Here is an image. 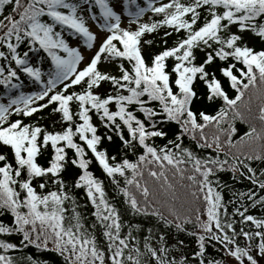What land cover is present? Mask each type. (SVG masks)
Returning <instances> with one entry per match:
<instances>
[{"label":"snow or ice","instance_id":"snow-or-ice-1","mask_svg":"<svg viewBox=\"0 0 264 264\" xmlns=\"http://www.w3.org/2000/svg\"><path fill=\"white\" fill-rule=\"evenodd\" d=\"M146 2L0 0V264H264V0Z\"/></svg>","mask_w":264,"mask_h":264},{"label":"trees","instance_id":"trees-1","mask_svg":"<svg viewBox=\"0 0 264 264\" xmlns=\"http://www.w3.org/2000/svg\"><path fill=\"white\" fill-rule=\"evenodd\" d=\"M137 3L140 4L142 7H147V2L146 0H137ZM131 11H136V6L132 5L131 6ZM96 14H99V10L96 9ZM151 18V13H147L146 16L144 17L145 20H148ZM171 43V41H170ZM253 46H255L257 48V50L260 49V45L255 43V41L252 42ZM156 51H159V48L154 49ZM43 70L45 72H47L48 70V66L47 64H45L43 66ZM38 86H33L31 89H25V91H35L37 90ZM58 87H60L58 85ZM105 87H108L107 85H105ZM197 91L199 93H203L204 90V85L202 84V82H198L196 85ZM227 88V85H226ZM77 90H79V86H77ZM228 92L230 96H234V91L231 90L230 88H228ZM6 95V90L3 89L2 86H0V102H3V98ZM197 107L200 108L201 110H203L205 108L204 104H197ZM216 109H212L210 108L209 111L213 112ZM16 117H13V119H15ZM30 120L28 118H25V123H29ZM93 123L97 126L98 128V134L99 135H104L105 134V129L103 128V126L100 124V121L98 119L97 116L93 115ZM40 124L47 128L49 131H58L60 130V126L57 125L55 128H53L52 122L50 120H42L40 121ZM171 127L174 126H165V130L169 131V129ZM237 128H238V134L235 137V139H238L240 135H243V133L245 131L248 130V126L246 124L240 123L239 121H237ZM78 141V138H77ZM79 142V141H78ZM165 141H157L158 144L164 143ZM185 143L188 144L189 141L187 139H185ZM101 148H107L110 154H116L115 151V147L111 144H109L106 140L102 142V144L100 145ZM69 151V155H72V151ZM120 155H123V153L121 152ZM91 156V154L89 153V157ZM132 159H135V156H131ZM49 159V156L47 154H45V156L43 158H39L38 157V162L41 163L42 165L46 164L47 160ZM89 171H91L94 176H96L98 179L102 180L104 183V187H105V191L107 193V196L110 200V202L117 204V206L119 207V201H120V197L117 196L115 190H114V186L110 183V179L108 177H106V175L102 172V170L99 168L98 164L93 161V163L89 166ZM79 172L78 169H69L68 171H66L63 176L65 179V182L69 185V189H70V194L75 196L78 205H80V207L78 208V211L81 212L82 216L85 219V223H89L91 222L94 217L92 216V212L94 211V209L92 208V205L90 203V201H88L86 194L84 192V190L82 189H73L72 188V184L73 181L78 179V175L77 173ZM221 177V181L223 183H227L229 185H232L237 191H246L249 187V184L247 181H243V182H236L233 181L231 179V173H221L220 174ZM51 190H55L54 186H50ZM224 197H225V201H228L229 199L232 198V194L231 191L225 189L224 190ZM69 207L70 204H69ZM229 210L231 211V206H229ZM252 214L255 215H259L260 213L256 210H252ZM11 220L10 216H0V221H4L5 223H8ZM97 235L99 236V232H97ZM18 240L17 237H13L12 241L16 242ZM189 244L192 248L195 247V244H193L191 242V239L189 238ZM24 254L25 255H31L34 259L39 260L42 262H46V264H64L63 258L58 256L55 252H50V251H40L37 250L33 247H29L28 249L24 250Z\"/></svg>","mask_w":264,"mask_h":264},{"label":"rangeland","instance_id":"rangeland-1","mask_svg":"<svg viewBox=\"0 0 264 264\" xmlns=\"http://www.w3.org/2000/svg\"><path fill=\"white\" fill-rule=\"evenodd\" d=\"M124 19H125V21H126L127 17L125 16V18H124ZM125 26H126V24H125ZM93 31H98V29L94 27V28H93ZM73 43H74V42H73ZM78 46H82V41H81V44H80V45H78Z\"/></svg>","mask_w":264,"mask_h":264}]
</instances>
